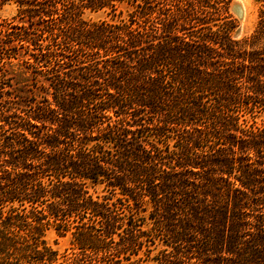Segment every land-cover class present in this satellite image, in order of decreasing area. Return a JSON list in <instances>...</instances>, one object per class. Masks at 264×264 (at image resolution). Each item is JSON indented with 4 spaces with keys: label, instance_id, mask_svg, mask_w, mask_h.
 Here are the masks:
<instances>
[{
    "label": "trees",
    "instance_id": "trees-1",
    "mask_svg": "<svg viewBox=\"0 0 264 264\" xmlns=\"http://www.w3.org/2000/svg\"><path fill=\"white\" fill-rule=\"evenodd\" d=\"M231 1L0 0V264L50 227L57 264H264V0L241 39Z\"/></svg>",
    "mask_w": 264,
    "mask_h": 264
},
{
    "label": "rangeland",
    "instance_id": "rangeland-1",
    "mask_svg": "<svg viewBox=\"0 0 264 264\" xmlns=\"http://www.w3.org/2000/svg\"><path fill=\"white\" fill-rule=\"evenodd\" d=\"M260 8L261 4L257 2V0H232L230 2L228 6L229 14L236 21V27L232 31V36L235 39L244 38L254 32L259 19ZM18 11L19 7L14 3H10L2 7L0 10V17L1 19L10 20L12 17L18 14ZM126 17L127 16L124 14L123 18ZM85 18L93 21L111 20L110 16L108 17L104 12L87 13ZM153 22H156V20L153 19ZM152 25L159 27V24L152 23ZM247 119L251 122L249 116H247ZM256 122L257 126L261 127L262 123H264V117L261 116L256 120ZM90 193L99 197L105 195L103 186L90 188ZM140 223H142V229H150L153 226V222L151 220H145ZM72 239V232L62 234L56 231L53 227H50L45 232L43 240L46 242L48 247L58 253V259L53 264L63 262L65 258L71 257L73 253L78 252V249H75V247L72 245ZM159 247L161 248V246ZM157 250H154L151 255H156L158 252Z\"/></svg>",
    "mask_w": 264,
    "mask_h": 264
}]
</instances>
